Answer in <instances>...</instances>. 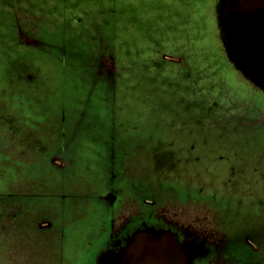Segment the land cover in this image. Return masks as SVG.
Returning <instances> with one entry per match:
<instances>
[{
  "label": "rangeland",
  "instance_id": "obj_1",
  "mask_svg": "<svg viewBox=\"0 0 264 264\" xmlns=\"http://www.w3.org/2000/svg\"><path fill=\"white\" fill-rule=\"evenodd\" d=\"M227 3L0 0V182L51 207L59 245L77 237L94 260L126 220H158L181 248L264 264V91L234 69ZM237 31L238 45L254 37ZM109 149L124 178L101 184Z\"/></svg>",
  "mask_w": 264,
  "mask_h": 264
},
{
  "label": "flooded vegetation",
  "instance_id": "obj_2",
  "mask_svg": "<svg viewBox=\"0 0 264 264\" xmlns=\"http://www.w3.org/2000/svg\"><path fill=\"white\" fill-rule=\"evenodd\" d=\"M227 1L228 11L231 12V21L229 25L224 24V22L223 24L225 26V30L229 32L228 50L233 59V64L235 66L234 69L238 73L246 70L250 75L251 80L260 82L259 87L264 91V69H261L260 72L253 70L252 64L245 58L252 57L249 50V42L247 44L245 43L238 45L241 40V33L237 31V27L240 25H247L264 40V13L254 10H247L244 4L250 0ZM220 19H222V12L220 13ZM243 49L247 50L245 51ZM260 62V66L264 68V60H260ZM244 80L247 81L245 78ZM88 146L92 145L88 144ZM76 156H78L80 163H87L92 159L90 148L82 150L79 152V154L77 153ZM74 157L75 155L70 157L69 160H73ZM112 158V151L109 149L107 151V157L105 158L108 159V162L106 163L108 164L109 168L107 170L106 177L101 182V184H103L104 181L111 183L113 178L118 175L122 179L124 178V175L121 171V166L116 168L117 175H115L114 168H110L109 160ZM49 161L50 166L52 167L56 165V161L58 160L55 156L51 155L49 156ZM53 169L57 172H62L64 168L60 167ZM16 189L17 190L9 192L8 194L0 195V241L2 240L4 242V245L7 247V253L10 257L8 260L3 261L0 255V264H38V256H42L45 259L41 264H58V257L60 259L59 264H68V262H71L72 259H74V261L69 264H81V253H83L85 257L83 259V264H97V260L100 257L105 255L118 256L121 252L128 250L134 243L132 236L139 231L148 229L155 231L156 234L170 233L167 231V228L162 221L157 220L151 222L148 220L130 225L129 221L126 220L124 226L120 229V237L111 238L109 241H107L106 248L101 252H98V256L93 260L89 254L87 255L84 249L81 250L80 244H78L77 247L74 246V243L77 242V237L73 240L69 239V242L66 240L61 245H59L58 233L63 235H68L69 233L67 230L58 226L57 220L54 222L46 218L49 217L51 207L45 206L44 201L40 197L34 196L37 194H32L27 186H20L18 188L16 187ZM101 196L104 198L106 197L103 196V194ZM59 197H62L63 199L66 198L64 195H59ZM59 203L57 208L53 207L55 211L60 215H70L69 213L63 211ZM64 203H66V201H64ZM142 206L145 209L147 207L153 209L155 208V203L143 201ZM3 234H9L10 239L3 238ZM173 237L176 240L174 235ZM217 241L220 240L217 239ZM244 241L245 244L247 243V246L248 244L250 246L251 243L249 242V238H245ZM227 242L228 241H224L222 245H227ZM176 243H178L177 240ZM98 244L99 243H92L90 241L87 242V245L95 246ZM184 248L187 253L186 258H188L187 260L190 263V260H193L191 255V252L193 251L191 245H187ZM227 249V246H222V248L220 246L217 251L213 252L203 246L202 252L204 253V263L226 264L228 262L230 264V257V259H224V252H226ZM248 250L256 253L259 251V248L253 249L249 247ZM246 264L249 263L246 261Z\"/></svg>",
  "mask_w": 264,
  "mask_h": 264
},
{
  "label": "water",
  "instance_id": "obj_3",
  "mask_svg": "<svg viewBox=\"0 0 264 264\" xmlns=\"http://www.w3.org/2000/svg\"><path fill=\"white\" fill-rule=\"evenodd\" d=\"M244 6L247 10L264 13V0H250ZM253 33L254 37L249 39L252 60L258 68L264 69L260 66V60H264V40L254 31ZM132 239L134 243L128 250L118 256L100 257L97 264H196L194 262H197L196 260H192L193 263L188 262L185 248H181L170 233L156 234L155 231L147 229L135 233ZM192 250V252L199 251L204 259L202 247L196 249L192 246Z\"/></svg>",
  "mask_w": 264,
  "mask_h": 264
},
{
  "label": "trees",
  "instance_id": "obj_4",
  "mask_svg": "<svg viewBox=\"0 0 264 264\" xmlns=\"http://www.w3.org/2000/svg\"><path fill=\"white\" fill-rule=\"evenodd\" d=\"M40 165L45 166L44 164H40ZM14 190H17L15 186H12L11 184H7V182H2V183L0 182V195L8 194L9 192H13ZM80 258H81L80 262L81 264H83V259L85 258L83 253L80 254Z\"/></svg>",
  "mask_w": 264,
  "mask_h": 264
},
{
  "label": "crops",
  "instance_id": "obj_5",
  "mask_svg": "<svg viewBox=\"0 0 264 264\" xmlns=\"http://www.w3.org/2000/svg\"><path fill=\"white\" fill-rule=\"evenodd\" d=\"M110 18H111V17H110ZM123 25H124V24H122V27H123ZM122 27H121V28H122ZM112 34H115V35H116V36H114V38L116 39V38H117V34H116V33H112ZM115 39H114V41H115ZM114 41L112 40V44L114 43ZM218 52L221 54V51L218 50ZM216 53H217V50H216ZM122 68H123V67H122Z\"/></svg>",
  "mask_w": 264,
  "mask_h": 264
},
{
  "label": "bare ground",
  "instance_id": "obj_6",
  "mask_svg": "<svg viewBox=\"0 0 264 264\" xmlns=\"http://www.w3.org/2000/svg\"><path fill=\"white\" fill-rule=\"evenodd\" d=\"M190 263H193L192 260H190Z\"/></svg>",
  "mask_w": 264,
  "mask_h": 264
}]
</instances>
